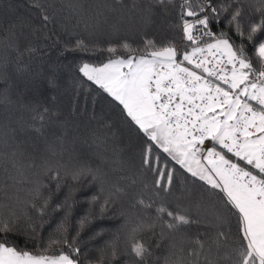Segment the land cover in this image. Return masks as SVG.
Masks as SVG:
<instances>
[{"label": "snow or ice", "instance_id": "obj_1", "mask_svg": "<svg viewBox=\"0 0 264 264\" xmlns=\"http://www.w3.org/2000/svg\"><path fill=\"white\" fill-rule=\"evenodd\" d=\"M29 6L38 24L20 20L0 36V80L8 85L7 69L23 72L24 55L38 52L32 44L22 47L26 28L32 36L47 33L45 39L59 29L70 37L65 51L91 47L107 54L99 64L81 62L78 72L119 105L123 123L140 138L137 153L116 142L110 123L89 118L107 130H93L92 143L110 151L124 173L102 202L92 196L90 203L103 214L125 195L134 211L122 213L123 244L116 237L88 264H150L153 248L164 251L151 264H264V0H146L143 6L141 0H60L59 7L54 0H29ZM157 7L165 13L178 8L168 31L179 36L183 50L176 36L157 39L143 30ZM64 12L89 36L112 39L73 38L60 23ZM125 26L140 34L139 43L121 35ZM48 83L57 87L54 73ZM61 117L47 103L14 98L7 86L0 90V191L6 197L0 202V264H84L79 229L89 216L73 235L71 186L62 202L53 204V197L69 178L103 185L107 174L71 153L76 164L61 162L68 137ZM60 211L63 217L43 235ZM9 234L23 236L25 247Z\"/></svg>", "mask_w": 264, "mask_h": 264}, {"label": "trees", "instance_id": "obj_2", "mask_svg": "<svg viewBox=\"0 0 264 264\" xmlns=\"http://www.w3.org/2000/svg\"><path fill=\"white\" fill-rule=\"evenodd\" d=\"M49 2H53V0H49ZM54 2L59 7L60 0H54ZM64 2L66 3L68 0H64ZM88 2L95 3L97 0H88ZM124 2L129 4L131 0H124ZM144 3H146V0H141L142 6ZM177 3H179V0H177ZM177 13L178 8H170L165 13L157 7L155 15L152 17V23L143 30L147 31L150 37L154 36L157 39L161 36H176L177 46L183 50L184 45L180 43L179 36L174 32L168 31V25L175 23L178 19ZM67 16V12L62 13L60 23L67 26L68 32L73 33V38L75 34H80L86 40L99 39L103 42L112 39L110 36H89L88 33L84 32L83 24L77 27L74 19H65ZM25 19L31 20L34 25L38 24V13L30 8L29 0H3V3L0 4V36L3 35V29H6L9 24L18 23L20 20ZM49 27L51 28V26ZM136 27L141 28L142 25L137 22ZM46 35L47 33H41L37 36H32L27 28L24 30V36L21 37L22 47L32 44L38 49V52L32 56L24 55L21 60V64L24 66L23 72L17 73L14 66L9 67L7 71L10 81L8 85H5L0 80V90L7 86L14 98L18 95H23L26 99L38 100L42 103H47L50 107L58 108L62 113L61 119L67 118L68 125L66 151L61 162L69 163L70 165L76 164L77 161L75 159L69 161V154L71 153L81 160L88 159L93 167L99 165L102 173L107 174L105 177L107 182L103 183V185L99 181L90 183V177L83 178L81 181H72L69 178L65 181V186L53 197V204L62 202L65 196L68 195L69 186H71L72 196L69 203L72 208L69 219L70 231L73 235L78 229V221L85 216H89L88 222L82 229H79V247L83 253L81 259L84 264H88L89 260L94 262L100 256V250L116 237H120L121 245L123 244L124 229L122 226L125 221L122 213L128 215L131 211H134L130 207L131 197L125 195L114 198V202L109 204L107 211L103 214L99 213L97 205L90 203L92 196H100L102 202L103 198L107 197L109 191H111L112 183L117 181L124 173L116 169V165L112 162L110 151L97 148L92 143L91 132L93 130H99L101 133L107 130L102 129L97 120H90L89 118L95 115L110 123L112 125L111 132L116 133V142L122 147L129 148L137 153L139 151L140 138L134 130H130L127 124L123 123L119 105L97 86L87 82L86 78H83L78 72V66L81 62L99 64L106 60L107 54L93 51L91 47L87 53L65 51V42L70 38L67 33L57 29L50 38L45 39ZM121 35L136 43H139L141 39L138 32L129 31L127 26L124 27ZM249 53L251 54L250 46ZM12 59L15 58L12 57ZM53 73L56 77V88L49 87L48 83V78ZM53 96L55 97L54 102L51 100ZM74 109L77 110L75 114H73ZM18 114L14 113L13 115ZM49 130L51 129H46V131ZM111 132H109V136H111ZM28 151L31 152L33 149L29 147ZM32 171L35 170L33 169ZM28 175L30 179L36 178L31 173ZM176 175L179 183L182 180L180 171ZM189 179H191L190 176ZM146 180L151 183L153 180L152 174H147ZM7 183H11V181ZM120 183L124 184L126 181H120ZM19 187L27 189L31 185L22 184ZM101 187L104 189L103 192L100 190ZM14 191V189H8L9 194ZM135 191L138 192L139 187ZM19 195L24 198L26 192L22 190ZM5 201L4 191H0V202ZM63 215V211L55 213L53 222L45 226L43 235L46 236ZM8 239L14 241L20 247H25L23 236L9 234ZM145 242L151 243L147 237H145ZM33 248L34 245L30 243L28 249L32 250ZM153 251L154 257L151 259L161 256L164 250L163 248H153Z\"/></svg>", "mask_w": 264, "mask_h": 264}]
</instances>
